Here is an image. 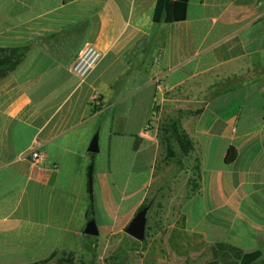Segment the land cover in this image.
Wrapping results in <instances>:
<instances>
[{
  "label": "crops",
  "instance_id": "obj_1",
  "mask_svg": "<svg viewBox=\"0 0 264 264\" xmlns=\"http://www.w3.org/2000/svg\"><path fill=\"white\" fill-rule=\"evenodd\" d=\"M155 3L0 0V48L26 49L0 80V264H51L83 242L94 250L100 234L83 241L89 166L93 211L95 194L105 205L116 187L113 217L130 201L127 221L151 186L189 174V194L169 201V233L179 212L194 245L179 264L264 261V105L247 110L264 101V0H188L186 19L168 24L153 23ZM84 43L102 59L80 81L69 68ZM30 148L44 154L39 165ZM132 172L143 174L135 184Z\"/></svg>",
  "mask_w": 264,
  "mask_h": 264
},
{
  "label": "rangeland",
  "instance_id": "obj_2",
  "mask_svg": "<svg viewBox=\"0 0 264 264\" xmlns=\"http://www.w3.org/2000/svg\"><path fill=\"white\" fill-rule=\"evenodd\" d=\"M263 103V99H257L251 102L247 110H252L255 106L261 107L264 105ZM168 173L166 171L164 174L167 179H169ZM114 174L115 184H117L116 178H122L127 173L119 171ZM129 174L133 176L130 183L134 184L143 177L141 173L132 172ZM188 175L186 172H179L176 187L166 184L165 187L157 189L151 186L143 203L152 202V208L148 214L145 239L142 242L128 237L124 232V228L117 234L102 236L105 230L112 226H121L126 222L128 224L129 213L124 210L128 208L131 202L128 201L126 205L124 204L121 210L122 213L120 212L117 216L118 219H115L113 216L115 206L119 200V188L114 187L110 191L105 205L101 203L100 198L95 194L93 218L97 222L100 238L97 237L98 242L94 250L91 249L92 245L87 246L83 242L78 251L82 257L79 256V253L76 257L72 256L71 264H159L160 259L166 261L165 264H169V261L172 264H179L189 251L191 256L194 255L191 250L194 245L190 242L191 238L184 235L179 212L177 214V235H171L168 228L170 220H173V218L169 219V201L174 196L178 201L182 200V197L189 194L187 187H184ZM180 205V203H177L178 211ZM85 239L83 241H91L96 238L88 237ZM183 250H186V252Z\"/></svg>",
  "mask_w": 264,
  "mask_h": 264
},
{
  "label": "trees",
  "instance_id": "obj_3",
  "mask_svg": "<svg viewBox=\"0 0 264 264\" xmlns=\"http://www.w3.org/2000/svg\"><path fill=\"white\" fill-rule=\"evenodd\" d=\"M188 0H156L153 8L152 20L154 24L158 23H175L186 19ZM25 48H0V80L9 73H11L23 60L25 54ZM177 146L182 149L191 148V144L187 137L183 134L174 130L171 133ZM233 147L228 148V153L225 157V164H231L234 160ZM92 174L93 168L89 166L87 169V184L88 193L90 197V213L88 218H92L94 215L93 211V187H92ZM71 254H63L61 257L56 259L52 264H71ZM240 264H253L260 258L259 252L250 254L239 255ZM264 264V261L262 262Z\"/></svg>",
  "mask_w": 264,
  "mask_h": 264
},
{
  "label": "built area",
  "instance_id": "obj_4",
  "mask_svg": "<svg viewBox=\"0 0 264 264\" xmlns=\"http://www.w3.org/2000/svg\"><path fill=\"white\" fill-rule=\"evenodd\" d=\"M102 59V53L91 43H84L77 53L76 58L70 65V73L78 78L80 81H84L88 75L95 69L100 60ZM96 105V97L93 100ZM148 128L144 130L143 135L147 134ZM32 166L39 165L43 159L44 154L36 149L30 148L25 154Z\"/></svg>",
  "mask_w": 264,
  "mask_h": 264
},
{
  "label": "water",
  "instance_id": "obj_5",
  "mask_svg": "<svg viewBox=\"0 0 264 264\" xmlns=\"http://www.w3.org/2000/svg\"><path fill=\"white\" fill-rule=\"evenodd\" d=\"M87 151L89 153L98 152V135L95 134L91 139ZM150 205L139 208L129 223L124 228L125 234L135 241L142 242L145 239L148 212ZM83 233L87 236L97 237L99 234L98 226L94 218H89L84 227Z\"/></svg>",
  "mask_w": 264,
  "mask_h": 264
},
{
  "label": "flooded vegetation",
  "instance_id": "obj_6",
  "mask_svg": "<svg viewBox=\"0 0 264 264\" xmlns=\"http://www.w3.org/2000/svg\"><path fill=\"white\" fill-rule=\"evenodd\" d=\"M148 204L150 205V210H151V208H152V202H149V203H147V204H143V205H141L139 208H141V207H143V206H146V205H148ZM139 208H138V209H139ZM138 209H137V210H138ZM150 210H149V212H150ZM149 212H148V214H149Z\"/></svg>",
  "mask_w": 264,
  "mask_h": 264
}]
</instances>
